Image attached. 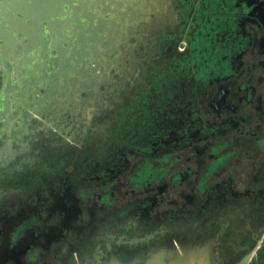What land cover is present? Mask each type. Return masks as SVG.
Here are the masks:
<instances>
[{"label":"flooded vegetation","instance_id":"1","mask_svg":"<svg viewBox=\"0 0 264 264\" xmlns=\"http://www.w3.org/2000/svg\"><path fill=\"white\" fill-rule=\"evenodd\" d=\"M104 55L55 89L0 78V264L241 263L264 234V0H165Z\"/></svg>","mask_w":264,"mask_h":264},{"label":"water","instance_id":"2","mask_svg":"<svg viewBox=\"0 0 264 264\" xmlns=\"http://www.w3.org/2000/svg\"><path fill=\"white\" fill-rule=\"evenodd\" d=\"M164 3L165 0H0V78L7 86L14 75L22 88L28 89L25 80L45 70L50 71L55 89L63 72L65 77H70V72L86 78L103 71L105 49L113 50L120 40L129 42L138 27L150 23ZM44 59L62 61L64 69L42 68L38 61ZM34 87L41 88L39 83ZM9 105L8 99L0 98L1 112H6ZM257 246L239 264H249ZM175 257L173 264H182L184 259L187 264L198 261L193 253ZM199 262L217 264L218 256L206 249Z\"/></svg>","mask_w":264,"mask_h":264},{"label":"crops","instance_id":"3","mask_svg":"<svg viewBox=\"0 0 264 264\" xmlns=\"http://www.w3.org/2000/svg\"><path fill=\"white\" fill-rule=\"evenodd\" d=\"M256 245L258 246L255 248L249 264H264V234L259 239V242L255 244V246Z\"/></svg>","mask_w":264,"mask_h":264},{"label":"bare ground","instance_id":"4","mask_svg":"<svg viewBox=\"0 0 264 264\" xmlns=\"http://www.w3.org/2000/svg\"><path fill=\"white\" fill-rule=\"evenodd\" d=\"M38 62H41V60H39ZM41 63H43V62H41ZM41 63H39V65H40V67L42 66V64ZM41 72H44L43 70H41ZM33 76H37V79H38V77H39V79H40V81H41V76H40V73L38 72V71H36L35 73H34V75ZM24 77H28V76H24ZM12 78V77H11ZM16 81H19L17 84L19 85V88H21L22 86H23V84H22V82L20 81V79L19 80H16ZM33 81H35L33 78H32V76H30V78H29V80L28 81H26V84L27 85H29V86H34V84H36V83H33ZM8 82H10V81H8ZM7 82V83H8ZM12 82V81H11ZM36 82V81H35ZM14 83V82H13ZM43 84H45V87H47V88H49V83H44L43 82ZM3 85V84H2ZM16 84H13V87L15 86ZM4 86V85H3ZM13 87H12V84L10 83V87H8V84H7V86H6V92L11 88V90L13 89ZM44 89V88H43ZM15 91H17V93H19V91L17 90V85H16V87H15ZM23 92H25V89H24V91H22V93ZM5 95V94H4ZM11 113V112H10ZM2 128V127H1ZM4 128V127H3ZM198 262V261H197ZM201 264V263H200Z\"/></svg>","mask_w":264,"mask_h":264}]
</instances>
